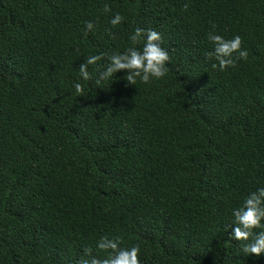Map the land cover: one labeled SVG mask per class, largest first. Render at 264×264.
Masks as SVG:
<instances>
[{
    "label": "trees",
    "instance_id": "16d2710c",
    "mask_svg": "<svg viewBox=\"0 0 264 264\" xmlns=\"http://www.w3.org/2000/svg\"><path fill=\"white\" fill-rule=\"evenodd\" d=\"M135 28L160 34L166 75L97 84ZM209 32L239 35L247 59L213 69ZM257 187L264 0H0V264L106 257L101 236L138 246L140 264H264L229 236Z\"/></svg>",
    "mask_w": 264,
    "mask_h": 264
},
{
    "label": "clouds",
    "instance_id": "9594fccd",
    "mask_svg": "<svg viewBox=\"0 0 264 264\" xmlns=\"http://www.w3.org/2000/svg\"><path fill=\"white\" fill-rule=\"evenodd\" d=\"M105 11H108L107 6ZM121 20V15L116 13L109 19V23L117 25ZM86 28L91 30L93 24L87 22ZM128 39L131 47H126L122 52L107 56V65L95 77L97 84L108 80L121 70H126L124 80L131 85H135L137 79L143 84H148L151 80H159L166 75V62L169 60V55L160 46L161 37L158 32L152 29L135 28L129 34ZM207 39L212 44V49L207 53V56L214 57L216 61L211 65L213 69L218 68L223 71L227 67L234 66L236 59H247L248 51L241 47L239 35L225 38L215 32H209ZM141 40L143 43L140 48L135 47ZM100 59V55L86 56L84 62L79 65V80H89L91 74L88 71V66L95 65ZM79 80L72 85L77 95L82 92ZM231 215L233 219L229 236L231 239L243 242L241 251L245 256L264 254V187H257L255 191L249 192L243 198L242 203L232 209ZM119 243L118 237L112 239L107 236L99 237L95 242V248L110 250L109 254L106 257H99L92 254V248L86 247L83 250L84 256L81 257L78 264H140L138 246L124 248L119 247Z\"/></svg>",
    "mask_w": 264,
    "mask_h": 264
}]
</instances>
